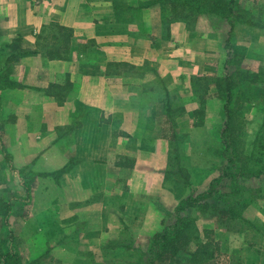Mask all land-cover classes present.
<instances>
[{"label": "crops", "instance_id": "1", "mask_svg": "<svg viewBox=\"0 0 264 264\" xmlns=\"http://www.w3.org/2000/svg\"><path fill=\"white\" fill-rule=\"evenodd\" d=\"M170 18L160 0H0V149L10 162V169L2 167L5 180L10 170L17 173L20 201L27 196L25 173L68 168L59 187L45 192L50 223L97 227L91 235L100 247L111 242L113 223L149 229L159 223L148 236L132 224L130 239L148 245L165 227L171 210L165 202L175 191L171 176L179 174L171 158H181L171 156V134L178 135L180 152L181 110L192 111L203 96L199 84L214 77L207 61L220 46L214 28L203 26L202 18L201 28L193 29ZM250 26L244 25V40L250 41ZM16 39L24 54L6 62ZM38 192L32 190L34 199ZM148 251L132 263L119 262L145 264Z\"/></svg>", "mask_w": 264, "mask_h": 264}, {"label": "rangeland", "instance_id": "2", "mask_svg": "<svg viewBox=\"0 0 264 264\" xmlns=\"http://www.w3.org/2000/svg\"><path fill=\"white\" fill-rule=\"evenodd\" d=\"M200 18L203 26L205 21L206 28H214V39L220 46H217L214 55L208 56L214 77L199 84L203 96L195 102L197 106L192 111L181 110L179 118L184 120L186 127L181 132L184 146H180V152V139L178 135L174 139L171 134V156L181 158H176L177 161L171 158V169L179 170V174L171 176L170 188L175 191L165 202L167 210H171L164 214V226L172 223L176 200L182 201L206 192L211 181L222 173L225 164L221 157L220 131L225 122L226 86L231 89L232 108L236 113L235 141L240 142V158H247L249 170L256 160L264 163V0L239 1L233 18L236 19L235 26L230 34L232 50L229 57L224 43L230 28L221 20L199 15L192 29L198 27ZM171 23L185 26L178 20ZM244 25H251L250 41L244 40ZM17 50L20 51V48ZM209 82L214 84L213 94H210ZM174 105L176 108L182 106L179 100H175ZM177 118L174 116L175 121ZM189 119L193 128L190 131ZM2 135L0 122V140ZM9 163L5 150L0 149V264H122L119 262L121 258L132 263L136 254L146 252L149 247L145 259L147 264L151 243L148 245L140 239L136 244L130 239L131 226L138 225L137 230L148 236L152 231L146 230H152L155 223H150L151 229L143 226L144 223H131L129 226L113 223L111 242L100 247L91 235L97 227L85 223H50L47 210L51 199L45 196V192L52 186L59 187L58 181L63 174L54 178L51 173H25L21 190L25 189L27 194L23 192V195L27 196H22L19 201L17 195L20 188L13 180V177L18 178L17 173L10 170V182L5 180L7 173L4 174L2 167L9 168ZM34 189L39 191L35 199ZM216 189L207 200L187 205L183 211L197 227L193 229L195 234L186 242L189 246L157 264H264V227L261 226H264V175L224 180ZM18 204L20 209L13 211ZM230 207L237 210L234 215L226 212ZM158 224L153 230H158ZM140 233L138 237H142ZM195 251L198 254L192 257ZM109 259L113 261L108 262Z\"/></svg>", "mask_w": 264, "mask_h": 264}, {"label": "trees", "instance_id": "3", "mask_svg": "<svg viewBox=\"0 0 264 264\" xmlns=\"http://www.w3.org/2000/svg\"><path fill=\"white\" fill-rule=\"evenodd\" d=\"M165 1L168 4V11L171 15L170 22L173 20H178L185 23L187 28L192 29L191 27L195 24L196 19L199 15H207L210 18H215L223 21L224 25H227L229 33L226 36L224 43V48L227 51V55H231L232 45L230 43V34H232L234 29V22L236 19H233L236 14V8L240 0H160ZM18 39L14 40L12 44L8 46L12 55L9 56L8 61H12L16 58H19L22 54L20 51L17 52L16 44H19ZM28 53V52H26ZM229 63V60L226 61V64ZM220 82V81H218ZM226 86V85H225ZM226 97L224 104V113H225V122L222 130L220 131V141L222 144L221 157L225 164L222 169L221 175L212 180L209 184V187L206 192L201 193L197 197H188L178 203L175 208L172 219V223L165 225L164 229L156 234L151 241L150 253L147 259V264H157L166 259H170L173 255L178 254L181 250H185L189 243H186L187 240L195 234L194 230L197 228L196 224L190 217H187L184 214V210L187 205L198 204L202 200H207L213 195L217 190L216 188L224 181L228 179H251L259 178L264 175V163L260 160H256L252 163V169H247L249 163L246 161V157L240 158L241 151L238 149L240 142H236L235 134V122H236V113L232 108L233 102L231 100V89L229 86H226ZM175 139V137H174ZM259 164L260 167H257ZM257 168V169H255ZM68 168L64 167L63 169L51 173L54 178H57L65 173ZM180 177V176H179ZM1 204V201H0ZM239 211V209H238ZM183 212V213H182ZM226 212L229 215H234L237 210L234 207L226 209ZM6 214V213H5ZM4 214V215H5ZM5 223V221H4ZM194 229V230H193ZM187 245V246H186ZM198 252L195 251L192 254V257L197 255ZM2 257H0V260Z\"/></svg>", "mask_w": 264, "mask_h": 264}]
</instances>
